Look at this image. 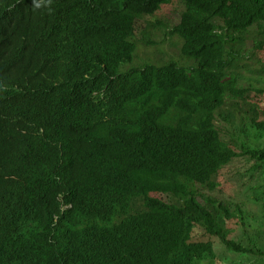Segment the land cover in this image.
<instances>
[{
	"label": "trees",
	"instance_id": "trees-1",
	"mask_svg": "<svg viewBox=\"0 0 264 264\" xmlns=\"http://www.w3.org/2000/svg\"><path fill=\"white\" fill-rule=\"evenodd\" d=\"M11 1L18 15L0 34V172L16 170L25 144L48 186L69 185L71 208L56 214L63 227L51 238L0 210V264L244 263L223 262L229 252L264 264V0H176L180 59L139 67L127 66L135 21L174 0H0V31ZM238 160L255 183L252 217L211 194L235 189ZM247 228L258 236L246 244Z\"/></svg>",
	"mask_w": 264,
	"mask_h": 264
},
{
	"label": "clouds",
	"instance_id": "clouds-1",
	"mask_svg": "<svg viewBox=\"0 0 264 264\" xmlns=\"http://www.w3.org/2000/svg\"><path fill=\"white\" fill-rule=\"evenodd\" d=\"M14 7V1L6 3V6L2 10L1 25L10 16H14ZM142 18H145V16ZM13 25V17H11L0 31V34L10 30ZM134 32L132 39L135 42L136 48L132 62L135 61L137 50ZM143 44L148 45L150 41H144ZM131 64L127 66H141H133ZM96 78H98L96 74H86L84 76L88 89L94 90L98 88L100 81ZM104 92H106L105 89ZM70 129L77 139L83 138L88 133L77 121L71 122ZM90 138L91 141L96 139ZM53 146L58 148L56 143L51 147ZM36 156V151L30 150L25 144L21 143L17 153L16 170L10 173L0 172V210L5 212L6 216L10 219L26 226L37 228L40 232L47 235V238H51L56 231L63 227L62 222L56 214L58 212L62 214L71 208V203L65 197L66 187L69 185L57 184L48 186L35 170ZM73 171L74 169L72 168L71 172L73 173Z\"/></svg>",
	"mask_w": 264,
	"mask_h": 264
},
{
	"label": "rangeland",
	"instance_id": "rangeland-1",
	"mask_svg": "<svg viewBox=\"0 0 264 264\" xmlns=\"http://www.w3.org/2000/svg\"><path fill=\"white\" fill-rule=\"evenodd\" d=\"M184 10V5L176 0L172 1L171 7L164 13L158 15L155 18H145L138 19L135 24L134 40L137 43V50L135 55V61L131 65L139 66L145 63H154L159 64L167 59L172 58L179 60V53L181 47V39L175 35L169 33L170 29L177 25L180 22L182 12ZM152 22V23H151ZM254 38H251L249 46L254 45ZM144 41H150V44H143ZM135 64V65H134ZM221 123L219 122L218 125ZM253 145H258L259 142L256 138H249L247 140ZM235 166L238 170V180L236 182L235 189L229 194H221L219 192L211 193L214 196L222 200H232V204H240L244 210L247 211V215L250 217L258 215L261 211L260 207L254 204L251 201V196L253 195L252 189L255 185L254 181H250L249 177H244V171L247 167L250 166V163H245L242 160L235 162ZM235 175L237 171H234ZM250 186V189H249ZM232 194V195H231ZM164 200H168L166 195H162ZM252 220V219H251ZM261 229V228H260ZM199 229H196L193 238L206 240V237L201 233H197ZM250 230L255 231L254 234H251ZM264 230V227L261 229ZM240 231L233 232L232 236H235V239H239ZM258 236V231L256 228H247L246 236L243 237L242 242L247 244V237L250 239L256 238ZM219 246V245H217ZM220 247V246H219ZM219 247L217 249H219ZM220 250V249H219ZM219 256H222L221 253H218ZM223 262H244L243 264H259L257 261H253L252 258L244 259L241 255H234L232 253H226L225 259L221 258Z\"/></svg>",
	"mask_w": 264,
	"mask_h": 264
},
{
	"label": "bare ground",
	"instance_id": "bare-ground-1",
	"mask_svg": "<svg viewBox=\"0 0 264 264\" xmlns=\"http://www.w3.org/2000/svg\"><path fill=\"white\" fill-rule=\"evenodd\" d=\"M14 15H18V13H16V12H14ZM11 17H13V16H10V19H11ZM8 55H10V57L12 58V59H16V58H18V56H15L14 54H12L11 52H10V50H9V53H8ZM120 69V68H119ZM118 75V74H117ZM109 96V95H108ZM106 104V103H105ZM91 105V104H90ZM91 107H93V106H91ZM101 107V106H100ZM92 120V119H91ZM86 125V124H85ZM64 132V131H63ZM73 136V135H72ZM38 150V149H37ZM39 152V151H38ZM41 153V152H40ZM1 221V220H0ZM3 234V233H2Z\"/></svg>",
	"mask_w": 264,
	"mask_h": 264
}]
</instances>
